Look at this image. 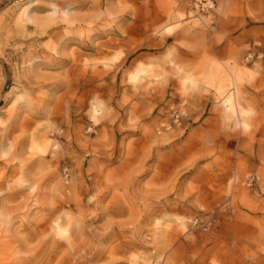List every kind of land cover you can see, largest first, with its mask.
Returning a JSON list of instances; mask_svg holds the SVG:
<instances>
[{
  "label": "rangeland",
  "instance_id": "rangeland-1",
  "mask_svg": "<svg viewBox=\"0 0 264 264\" xmlns=\"http://www.w3.org/2000/svg\"><path fill=\"white\" fill-rule=\"evenodd\" d=\"M0 264H264V0H0Z\"/></svg>",
  "mask_w": 264,
  "mask_h": 264
},
{
  "label": "built area",
  "instance_id": "built-area-1",
  "mask_svg": "<svg viewBox=\"0 0 264 264\" xmlns=\"http://www.w3.org/2000/svg\"><path fill=\"white\" fill-rule=\"evenodd\" d=\"M211 224H212V219L208 218L204 222H201V223H198L197 221H193L191 223V226L202 232H206L207 230L210 229Z\"/></svg>",
  "mask_w": 264,
  "mask_h": 264
}]
</instances>
